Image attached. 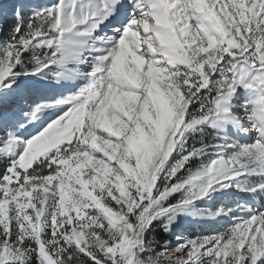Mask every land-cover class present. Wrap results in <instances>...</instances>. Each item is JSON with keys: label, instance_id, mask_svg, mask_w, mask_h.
<instances>
[{"label": "snow or ice", "instance_id": "1", "mask_svg": "<svg viewBox=\"0 0 264 264\" xmlns=\"http://www.w3.org/2000/svg\"><path fill=\"white\" fill-rule=\"evenodd\" d=\"M0 264H264V0H0Z\"/></svg>", "mask_w": 264, "mask_h": 264}, {"label": "rangeland", "instance_id": "2", "mask_svg": "<svg viewBox=\"0 0 264 264\" xmlns=\"http://www.w3.org/2000/svg\"><path fill=\"white\" fill-rule=\"evenodd\" d=\"M219 229H220L219 224H214V225L209 226V225H200V224L193 223L188 226V232L192 235H197V234L206 235V234H210L212 231H218ZM158 235L159 237H161L164 234L158 233ZM173 244H175V240H173Z\"/></svg>", "mask_w": 264, "mask_h": 264}, {"label": "trees", "instance_id": "3", "mask_svg": "<svg viewBox=\"0 0 264 264\" xmlns=\"http://www.w3.org/2000/svg\"><path fill=\"white\" fill-rule=\"evenodd\" d=\"M9 23H11V21H9ZM160 239H161V240H163V239H167V237L164 236V235H162V236L160 237Z\"/></svg>", "mask_w": 264, "mask_h": 264}]
</instances>
